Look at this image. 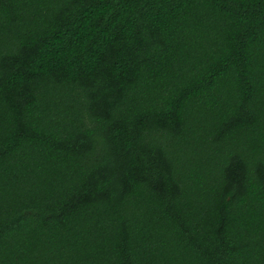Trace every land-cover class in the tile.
Wrapping results in <instances>:
<instances>
[{
  "label": "trees",
  "instance_id": "trees-1",
  "mask_svg": "<svg viewBox=\"0 0 264 264\" xmlns=\"http://www.w3.org/2000/svg\"><path fill=\"white\" fill-rule=\"evenodd\" d=\"M0 264H264V0H0Z\"/></svg>",
  "mask_w": 264,
  "mask_h": 264
}]
</instances>
